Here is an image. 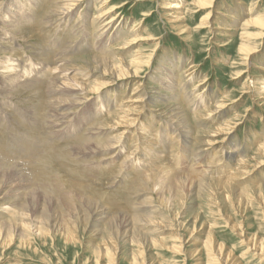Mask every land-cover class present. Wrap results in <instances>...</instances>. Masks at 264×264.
I'll list each match as a JSON object with an SVG mask.
<instances>
[{
  "label": "rangeland",
  "instance_id": "1",
  "mask_svg": "<svg viewBox=\"0 0 264 264\" xmlns=\"http://www.w3.org/2000/svg\"><path fill=\"white\" fill-rule=\"evenodd\" d=\"M102 1H84L86 5L71 14L73 18L69 14L59 19L47 14L55 0H13L14 11L25 24L18 23L22 29L15 36L0 26V210L20 192L30 191L33 200L23 203L26 219L42 220L47 226L46 235H39L34 227L35 233L29 237L15 230L0 238V264H95V247L104 225L117 234L110 259L114 264H264V0H241V4L214 0L215 29L202 25L209 8L202 9L206 5L201 4L211 0H111L109 7H120L115 15L123 22L116 24V29L121 28L116 36L112 32L115 23L105 28L92 21L95 3ZM175 1L182 5L181 10L175 9L181 14L177 20H169L173 12L166 5ZM35 3L39 12L33 10V14L30 7ZM220 11L226 16L219 15ZM235 23H239L238 29H231ZM216 25L221 28L216 29ZM131 28H137L135 38ZM247 49L256 53L248 56ZM185 50L188 55H184ZM66 58L72 59L69 87L57 96L72 103L80 99L76 94L79 89L91 92L77 111L83 110L74 128L83 131L90 123L89 116L103 118L95 143L74 140L73 129L63 133L66 126L62 132L60 126L51 128L49 88L39 87L36 101L31 99L34 93L26 82L45 79L41 68L46 65L47 71L56 73ZM132 63L138 67L137 77L106 85L116 77L113 67ZM186 69L191 72L188 77L181 75ZM161 77L164 93L171 96V86L175 85V98L192 116L184 119L189 133L181 134L165 121L160 111L164 105L152 103L154 110L145 105L146 110L124 135V148L118 155L103 150L110 136L119 135L125 125L123 120L107 116V110L113 105L117 110L126 107L131 96L144 97V89L148 91ZM125 109H129L126 114L136 111L134 107ZM134 130L148 136L152 149L137 145ZM22 147L34 148L29 154L32 160L45 151L46 158L51 151H59L51 161H38L43 169L34 171L41 180L22 182L14 169L8 170L25 157ZM197 149L204 150L201 161L195 154ZM39 162L52 167L48 170ZM75 182L81 185L73 187ZM62 187L72 193L61 191ZM47 193L59 202H50L44 196ZM79 194L93 201L100 199L93 209L111 207L114 217L96 220L92 211L80 204ZM146 201L157 211L137 206ZM11 204L22 208L19 202ZM56 208L57 213L68 212L74 219L77 215L73 238L70 235L68 239L64 228L55 223ZM125 217L136 222L137 242H130L132 245L125 242L131 238L123 234ZM134 252H140L139 262L132 261Z\"/></svg>",
  "mask_w": 264,
  "mask_h": 264
},
{
  "label": "bare ground",
  "instance_id": "2",
  "mask_svg": "<svg viewBox=\"0 0 264 264\" xmlns=\"http://www.w3.org/2000/svg\"><path fill=\"white\" fill-rule=\"evenodd\" d=\"M34 1V0H33ZM44 1V0H43ZM49 0H47L48 2ZM84 1H90V0H80V2L78 0H60V1H56L54 2L53 6L48 10L47 14L50 16H54L57 15L56 17H58L59 19L61 17H67L69 14H75V11L77 10V8L82 5L81 7H83V5H86L84 4L83 2ZM111 0H104L102 2H96L95 3V8L93 9V12H95L93 14V20L92 21H98L97 24H99V26H102V27H110L112 24L113 25V28H112V32L115 33V36L117 33H121L120 29L121 28H118L116 29V24H119L123 22H118V19H117V15H115V11L117 9H119L120 7L118 6H112L109 7V4ZM206 1H209V0H206ZM27 2V1H26ZM29 2V1H28ZM46 2V3H47ZM53 2V1H52ZM78 2V3H77ZM236 2L238 4H241V0H236ZM45 3V4H46ZM49 4L51 3L48 2ZM100 5H99V4ZM214 3V0H211L209 3L207 2H204L201 4V7H203L202 5H206L204 6L202 9H204L205 7L209 8V12L207 13V15L205 16L206 18H204V23L202 25H206L204 27H210V25H212L213 29H215L214 27V24H216L215 20H218L217 17H215V12L214 10L212 9V4ZM15 3L10 0H0V26L1 28H5L7 29L11 34H13L15 36V34L17 32H19L22 27L18 24L20 21L22 22V20L19 19V17L17 16V13L14 11V5ZM24 4V3H23ZM42 4V3H40ZM52 5V4H51ZM19 6V5H18ZM34 8L30 7L31 10L33 11H38L39 10V7L38 6V3H35L32 5ZM48 6V5H47ZM29 7V6H28ZM40 7H42L40 5ZM46 7V6H44ZM49 7V6H48ZM48 7H46L45 9H48ZM88 9H89V5H87ZM182 7V5H180L179 2L175 1L173 3H168V5H166V8L167 9H171L170 11L173 12V14H169L173 17H171L169 20H177L178 19V14H181L179 12H177V10L175 9H180ZM233 9H236V8H233ZM17 10V9H16ZM25 10V9H24ZM41 10V9H40ZM84 10V9H83ZM87 10V9H86ZM181 10V9H180ZM30 11V10H29ZM33 11V14L35 13ZM46 11V10H45ZM39 12V11H38ZM80 12V11H79ZM219 15H224L226 16L225 13L223 12H217ZM33 16V15H32ZM37 16V14H36ZM35 16V17H36ZM22 18V16H20ZM30 17V16H29ZM39 16H37L38 18ZM55 17V18H56ZM70 17L73 18V16L71 15ZM83 17V16H82ZM81 17V18H82ZM231 17L233 18H236L237 16L236 15H231ZM231 17L228 19H231ZM24 18V17H23ZM33 18V17H31ZM47 19V18H45ZM51 19V18H50ZM58 19V20H59ZM25 20V18H24ZM23 20V21H24ZM27 20V19H26ZM29 20V18H28ZM33 20H36V19H33ZM52 20V19H51ZM68 20V19H66ZM71 20V18H70ZM85 20V19H84ZM45 21V20H44ZM44 21H41L42 24ZM63 21V20H62ZM87 21V20H86ZM91 21V22H92ZM229 21V20H228ZM27 22V21H25ZM36 22V21H35ZM46 22V21H45ZM49 21H47L45 24H48ZM55 22V21H54ZM71 22V21H70ZM226 22H227V19H226ZM23 23V22H22ZM38 23V22H37ZM49 23H52V22H49ZM57 23V21H56ZM55 23V24H56ZM59 23V21H58ZM79 23V22H78ZM85 23V22H84ZM25 24V23H23ZM36 24V23H33V25ZM70 24V23H69ZM82 24V23H81ZM91 24V23H90ZM94 24V23H92ZM19 25V27L17 26ZM41 25V24H40ZM44 25V24H43ZM49 25V24H48ZM72 25V24H71ZM83 25V24H82ZM88 25V24H87ZM95 25V24H94ZM218 25H221V26H224L225 23L222 25L221 23H219ZM24 26V25H23ZM37 26V25H36ZM39 26V25H38ZM47 26V25H45ZM64 26V25H63ZM77 26V25H76ZM75 26V28H76ZM96 26V25H95ZM93 26V27H95ZM229 27H231V24L228 25ZM25 27V26H24ZM35 27V26H34ZM51 27V26H50ZM57 27V26H56ZM55 27V28H56ZM69 27V26H68ZM83 27V26H81ZM80 27V29H81ZM85 27V26H84ZM91 27V26H89ZM92 27V28H93ZM97 27V26H96ZM239 27V23H235L234 25H232V28L231 29H238ZM38 28V27H37ZM61 28V27H60ZM65 28V26H64ZM74 28V27H73ZM211 28V27H210ZM218 28H221L220 26H217L216 25V29ZM44 29H47V28H44ZM43 29V30H44ZM50 29V28H49ZM70 29V28H69ZM79 29V30H80ZM87 29H90V28H87ZM133 28L129 29V32L132 31V36L133 38H135V34H134V31L136 33L137 31V28L133 31L132 30ZM3 30V29H2ZM40 31V29H38ZM53 30V29H52ZM58 30V29H57ZM62 30V29H61ZM72 30V29H71ZM71 30H67L69 33ZM74 30V29H73ZM96 30V29H95ZM103 30V29H102ZM111 30V29H110ZM110 30H107V31H110ZM5 31V30H4ZM66 31V33H67ZM88 31V30H87ZM46 32V30H45ZM51 32V31H50ZM49 32V33H50ZM65 32V31H64ZM75 32V31H74ZM82 32V30H81ZM80 32V33H81ZM89 32V31H88ZM100 32H102L100 30ZM127 32V33H129ZM48 33V32H47ZM55 33V32H54ZM58 33V32H57ZM66 33H63V34H66ZM79 33V34H80ZM107 33V32H106ZM122 33H123V30H122ZM1 34V33H0ZM46 34V33H44ZM62 34V32H61ZM62 34V36H63ZM68 34V33H67ZM66 34V35H67ZM75 34V33H74ZM73 34V35H74ZM83 34V33H82ZM47 35V34H46ZM65 35V36H66ZM69 37L70 34H68ZM78 35V34H77ZM90 35V34H89ZM92 35V34H91ZM96 35V34H95ZM98 35V34H97ZM104 35V34H103ZM102 35V36H103ZM53 36V34H52ZM57 36V35H56ZM55 36V37H56ZM60 36V35H59ZM81 36V35H79ZM0 37H2V34L0 35ZM5 37V36H4ZM49 37V36H48ZM88 37V36H87ZM91 37V36H90ZM106 37V35H105ZM264 37V36H263ZM60 38V37H58ZM65 38V37H64ZM79 38V37H78ZM86 38V37H85ZM95 39V37H93ZM50 39V38H49ZM56 39V38H55ZM62 39V38H61ZM65 39H70V38H65ZM64 39V41H65ZM73 39V38H71ZM92 39V38H91ZM90 39V40H91ZM98 39V37H97ZM104 39V37H103ZM102 39V40H103ZM7 40V39H6ZM77 40V39H76ZM58 42V40H56ZM81 41V40H80ZM99 41V40H98ZM50 42V41H49ZM63 42V41H61ZM90 42V41H89ZM69 44H73L70 43V42H67ZM66 43V44H67ZM75 43V41H74ZM79 43V42H77ZM101 43V41H100ZM65 44V45H66ZM50 45V44H49ZM54 44H52L53 46ZM61 45V43H60ZM63 45H64V42H63ZM82 45V43H81ZM98 45V44H97ZM220 46V44H218ZM223 45H226V44H221V46ZM75 46V45H74ZM51 47V46H50ZM55 47V46H53ZM62 47V46H61ZM79 47V45H78ZM83 48V47H82ZM87 48V47H86ZM52 49V48H51ZM101 49H106L104 48V46L101 47ZM61 50V48H60ZM66 50V49H65ZM69 50V49H68ZM242 51H244L245 49H241ZM58 51V50H57ZM107 50H105L104 52H106ZM39 52V51H38ZM41 52V51H40ZM52 52V51H51ZM56 52V50H55ZM60 52V51H59ZM62 52V50H61ZM245 53H247V55H252L253 53H256V51H252L251 49H247L245 51ZM54 54V53H53ZM56 55V53H55ZM44 56V55H43ZM58 56V55H57ZM56 56V57H57ZM63 56V55H62ZM64 57V56H63ZM66 57V56H65ZM61 58V57H60ZM72 58V57H71ZM71 58H66V59H62L63 60V64L62 66L59 65V68L57 66L56 69L58 70H54L56 71V73L54 72V74L51 72L52 69H50L49 71L51 72L52 76H49L50 72L47 71L48 69V65L45 66L44 70H42L41 68V75L45 77V79L41 78V79H37V80H29L30 82H26V84L28 86L31 87V90L33 94V96L31 97L32 100H35L36 101V93H37V89L39 87H47L49 88V102H48V106H49V103H50V107H51V115H52V118H49V125L51 126V128H55V127H58V130L62 129L61 132L63 131V128L62 127H65L66 126V131L63 132V133H67L69 132V130L73 129V132H76V135H73L71 136V138H73L74 140H85L84 142L87 143V142H91V143H95L97 142L98 140L97 139H94L97 135H99L100 133V129H102V126H103V123H102V120L103 118H98L100 116H89V121L90 123L88 124V126L83 130V131H80V130H76L74 128V125L76 123V120L79 118V116L82 114V112H78L77 111H81L80 109H82V107L87 103V100H89L90 98L88 97V95L91 93L89 91H85L83 88L79 89L78 92H76V94L79 96V100H77L76 102H72V103H69L67 101H65L63 98H60L59 96H57V94L63 92L65 90V88H68V84H69V77H68V73L69 71L72 69L70 68V65L72 64V59ZM49 59V58H48ZM58 59V58H57ZM55 60V61H58V60ZM54 60V59H52ZM43 61V60H42ZM51 61V60H50ZM53 61V62H55ZM141 61V60H139ZM49 62V61H47ZM52 62V63H53ZM57 63V62H55ZM135 64L136 63H132V64H126V65H118V66H115L113 67L114 70L113 72H117L116 77H114V81H109L108 84L106 85H115L118 81L120 80H123V79H127V78H135L137 77V74H138V67L136 65V68H135ZM179 64V63H178ZM53 65V64H52ZM51 65V66H52ZM57 65V64H56ZM50 66V64H49ZM130 66H133V68L135 69H131L129 68ZM32 68V67H31ZM264 68V67H263ZM34 69V68H33ZM38 69L37 67H35V70ZM168 69V68H167ZM260 69H262L260 67ZM188 73H190L191 75V72H189L187 69L184 70L183 73H181V75H184V74H187V77H188ZM10 75V74H9ZM11 76V75H10ZM37 76V75H36ZM41 76V77H42ZM157 77V76H156ZM36 78V77H35ZM39 78V76H38ZM179 78H181L178 74V81H179ZM193 78V77H192ZM159 79V82H155L153 85H149L148 86V91L146 90V88L144 89V97L143 96H138V97H130L129 100L126 101L127 105L126 107L125 106H122L120 107L119 109H121V111L118 109L115 108V105H113L114 107H112L111 111H109V109L107 110L108 112V115L109 117H113L117 120H120L125 123L124 125V129L120 132L119 135L117 136H110V140L105 144L103 150H106V151H113L114 155H118L120 153L121 150H123L124 148V144H122V140L124 138V135L129 131V129L131 127H133V124L139 120L140 118V114L142 113L143 110H146L145 108V105H151L152 103H154L155 105L157 103H161L162 105H164V107L162 108L161 111V115L163 114V116L165 115V118L167 120V122L171 123L170 125L172 126H175L176 128H178L180 131H181V134H185V133H189V131L186 128V120L184 119H187L189 117H192V116H189L186 112V108H184V105L182 104V102H180L179 100H177L175 98V96L177 95V92H176V89H175V85L174 86H171L172 89L170 90L171 91V96H167L166 93H164V90H165V87L163 85V82H164V78L161 77V78H158ZM187 79V78H186ZM190 80V78H188ZM32 81V82H31ZM188 81V80H187ZM186 81V82H187ZM185 83V81H184ZM176 85H177V82H176ZM180 85V84H179ZM196 87V86H195ZM138 89V87H136ZM139 88H141L139 86ZM93 90H96V89H93ZM175 92H173V91ZM134 95V94H133ZM188 97V96H186ZM190 97V96H189ZM198 98V97H197ZM29 99V100H31ZM170 99V100H169ZM189 99V98H188ZM201 99V98H200ZM194 100V99H193ZM201 101V100H200ZM29 102V101H27ZM149 102V103H147ZM190 102V101H189ZM197 102V101H195ZM198 103V102H197ZM202 103V102H201ZM31 104V103H30ZM193 104V103H192ZM191 104V105H192ZM33 105V104H31ZM111 105V104H110ZM129 105V106H128ZM190 105V106H191ZM196 105V104H195ZM198 105V104H197ZM200 105V104H199ZM198 105V106H199ZM127 107H134V110L136 109L135 113L134 114H131V113H128L126 114V112L129 110L125 109ZM31 108V107H30ZM153 108V109H152ZM150 106V109L149 110H154V107ZM50 109V108H49ZM125 110H127L125 112ZM50 115V116H51ZM144 115V114H143ZM47 121V119H46ZM120 121L118 122L120 124ZM47 123V122H46ZM45 123V124H46ZM49 128V126H48ZM65 130V128H64ZM29 131V130H28ZM51 131L55 132L57 130L54 131V129H52ZM138 130H134V134L135 136L137 135L136 137V142H137V145L140 147V145L142 146H145L147 149H152L151 147V142H149V138L147 135H142L144 138L143 139H140V133L137 132ZM143 132V131H142ZM27 133V132H26ZM47 133V132H46ZM49 133V132H48ZM61 133V134H63ZM146 133V132H145ZM229 134V132H227ZM52 134V133H51ZM70 134V133H68ZM147 134V133H146ZM55 135V134H54ZM60 135V134H59ZM3 136V135H2ZM28 136V135H27ZM49 136V134L47 135V137ZM52 135H50L51 137ZM134 136V137H135ZM5 137V136H4ZM16 137V136H15ZM54 136H52L53 138ZM20 138V137H19ZM4 139V138H3ZM6 139V137H5ZM4 139V141H5ZM37 139V138H36ZM49 139V138H48ZM89 139H92V140H89ZM144 139H147V142L150 143V146H147V144L145 143V140ZM7 141H9L10 143V140H8V138L6 139ZM19 140V139H18ZM28 141V140H27ZM40 141V140H39ZM15 142V141H14ZM21 142V141H20ZM7 143V142H5ZM12 143V142H11ZM55 142H53L54 144ZM58 143V142H57ZM56 143V144H57ZM52 144V145H53ZM59 144V143H58ZM135 144V143H134ZM26 145V144H25ZM62 145V144H61ZM10 146V145H9ZM8 146V147H9ZM15 146V145H14ZM24 146V145H23ZM31 146V144H30ZM29 146V147H30ZM56 146H59V145H56ZM55 146V148H56ZM136 146V144H135ZM142 146V147H143ZM153 146V145H152ZM17 147V145H16ZM15 147V148H16ZM19 147V146H18ZM53 147V146H52ZM138 147V148H139ZM12 148V147H11ZM23 148V147H22ZM35 148V146H34ZM34 148H28V147H25L23 148L24 149V154H25V157L24 158H20V159H17L14 164V168H9L8 170H11V169H14V173H15V176H18L19 177V181H22V182H28V183H33L37 180H41L39 178L36 177V171H34L35 168H38L40 169L41 168V165H37L38 161L39 160H42V161H51L55 158V156L57 155V153L59 154V151H56V149L54 148H51V150L53 149L54 151H56L54 154L53 152L51 151V158L50 156H47L49 158H46V157H43L44 155H46L47 153L43 152L42 155H38V157L35 159V160H32V158L30 157H33L31 155H29L30 153H32L34 151ZM42 148V147H41ZM60 148V147H59ZM58 148V149H59ZM136 148V147H134ZM20 149V148H19ZM19 149H16V150H19ZM22 149V150H23ZM39 149V148H38ZM49 149V148H48ZM14 150V149H13ZM20 149V151H22ZM60 150V149H59ZM10 151V150H9ZM134 151V150H133ZM204 150L202 149H197V152H195L196 156L198 157V161H201V155L203 154ZM45 153V154H44ZM50 153V152H48ZM132 153H135V152H132ZM19 154V153H17ZM21 154V153H20ZM113 154L111 157H113ZM137 154V153H136ZM14 155V154H13ZM23 155V154H22ZM16 157V156H15ZM142 158V157H141ZM153 160V159H152ZM155 161V160H154ZM41 163V162H39ZM147 163H150V161ZM42 165H46L48 167V170H49V166L52 167V165H50L49 163H41ZM151 164V163H150ZM149 164H147L148 166ZM33 167V169L31 168ZM40 167V168H39ZM152 167H155V166H152ZM151 168V167H150ZM157 167H155V169H157ZM43 169V168H41ZM40 169V170H41ZM52 169V168H51ZM154 169V168H153ZM53 170V169H52ZM50 170V171H52ZM73 187H78L80 186L81 184L79 183H73L72 184ZM62 190L61 191H70L69 189H66V187H62L61 188ZM66 189V190H65ZM73 191V190H72ZM71 192V191H70ZM76 192V191H73V193ZM72 193V192H71ZM67 194V193H66ZM105 194V193H104ZM50 193H47L45 196V198L49 197V201L50 202H54V201H57L59 202V200H56V197L55 196H49ZM105 196H108V195H105ZM113 197V196H112ZM59 199V198H58ZM108 199V197L106 198ZM28 200H33V197H32V194L30 191H22L20 192V195L19 196H16V197H13L11 199H9V205L4 207L3 209L0 210V238H7L9 235L11 234H14L15 230L20 232V236L22 237H29L30 235L34 234L35 232L33 231L34 227H36V232L39 233V235H46V225L44 224V221L42 222V220H27L26 219V211L23 207V203L28 201ZM79 200H80V204L81 205H84L82 207H86L88 210L92 211L93 215L95 216V219L98 220V221H104L105 219H107L108 217L112 216L114 217V210L111 208V207H107V206H104V208H101L100 210H96V209H93L94 208V203L97 202H100V199H97L96 201H93L92 198H90L89 196L85 195V194H79ZM103 200V199H102ZM13 202H19L21 207L22 208H15V205L11 204ZM33 202V201H32ZM61 202H62V199H61ZM149 201H146L145 203H142L140 202L139 204H137V206L139 208H153V210H151L152 212H156L157 209L154 208V205L153 204H149L148 203ZM68 204V203H67ZM66 205V204H64ZM78 207V206H77ZM72 208V207H70ZM76 209V208H75ZM58 208L55 209V218H56V222L55 223H58L59 227H63L64 230L66 231L67 233V238L70 239L72 235V233L75 232V229L78 227V220H75L77 218V215L75 216V219L74 217H72L68 212L67 214H64V213H57L58 212ZM86 210V209H85ZM71 212V211H70ZM73 212V211H72ZM76 214V212H75ZM80 215V213H78ZM115 214H118V212H115ZM35 222V224H33ZM122 223H123V234H126L128 236V238L131 236V238L129 239H126L125 242H128L130 245L132 244H135L137 241L135 240V236L137 234V231L135 229V225H136V222L135 220L132 218V217H125L123 218L122 220ZM20 226V227H19ZM110 226H112L110 224ZM31 231V232H30ZM72 238H73V235H72ZM117 239V234H114V232H112V229L108 228L106 225H104L103 227V232H101L100 234V240H99V243L96 245V250H95V258H97V262L95 264H106V259L108 260L109 259V263L108 264H114L113 262L110 261L111 259V256L112 254L115 252V240ZM1 240V239H0ZM132 244H131V243ZM141 249V248H140ZM175 250H178L177 248H174ZM140 252H134L132 254V261L133 262H139L140 261Z\"/></svg>",
  "mask_w": 264,
  "mask_h": 264
},
{
  "label": "crops",
  "instance_id": "3",
  "mask_svg": "<svg viewBox=\"0 0 264 264\" xmlns=\"http://www.w3.org/2000/svg\"><path fill=\"white\" fill-rule=\"evenodd\" d=\"M240 6V5H239ZM237 16L238 17H241V15L240 14H237ZM223 49H221V50H218V51H222ZM226 51V50H225ZM227 52V51H226ZM228 53V52H227ZM230 54V53H229ZM218 56H221L222 55V52H219L218 54H217ZM226 55V57H227V54H225ZM193 56H195V55H193ZM230 58H231V55L229 56ZM196 58V57H195ZM226 59H224L223 60V62L225 61ZM200 69H201V71H203L202 70V68L200 67Z\"/></svg>",
  "mask_w": 264,
  "mask_h": 264
}]
</instances>
